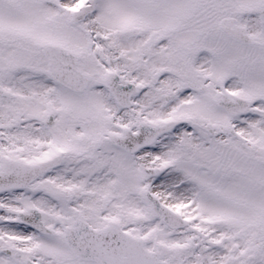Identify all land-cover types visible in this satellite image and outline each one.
<instances>
[{
    "label": "snow or ice",
    "instance_id": "1",
    "mask_svg": "<svg viewBox=\"0 0 264 264\" xmlns=\"http://www.w3.org/2000/svg\"><path fill=\"white\" fill-rule=\"evenodd\" d=\"M0 264H264V0H0Z\"/></svg>",
    "mask_w": 264,
    "mask_h": 264
}]
</instances>
